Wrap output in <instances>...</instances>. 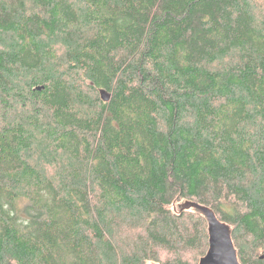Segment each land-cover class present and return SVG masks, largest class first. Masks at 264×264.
Masks as SVG:
<instances>
[{
  "label": "trees",
  "instance_id": "obj_1",
  "mask_svg": "<svg viewBox=\"0 0 264 264\" xmlns=\"http://www.w3.org/2000/svg\"><path fill=\"white\" fill-rule=\"evenodd\" d=\"M186 200L264 264V0H0V264H196Z\"/></svg>",
  "mask_w": 264,
  "mask_h": 264
},
{
  "label": "water",
  "instance_id": "obj_2",
  "mask_svg": "<svg viewBox=\"0 0 264 264\" xmlns=\"http://www.w3.org/2000/svg\"><path fill=\"white\" fill-rule=\"evenodd\" d=\"M40 89V87H37ZM103 100L110 98V93L99 91ZM195 209L202 214L207 222L208 247L196 264H241L233 243L231 228L225 221L219 219L213 209L194 201L186 200L180 204V209Z\"/></svg>",
  "mask_w": 264,
  "mask_h": 264
},
{
  "label": "rangeland",
  "instance_id": "obj_3",
  "mask_svg": "<svg viewBox=\"0 0 264 264\" xmlns=\"http://www.w3.org/2000/svg\"><path fill=\"white\" fill-rule=\"evenodd\" d=\"M184 201H180L179 204L177 203L175 206V210H178L180 208V204H182ZM199 251V250H198ZM193 255H197L196 257L199 256V252L197 253V249H194L192 252Z\"/></svg>",
  "mask_w": 264,
  "mask_h": 264
},
{
  "label": "bare ground",
  "instance_id": "obj_4",
  "mask_svg": "<svg viewBox=\"0 0 264 264\" xmlns=\"http://www.w3.org/2000/svg\"><path fill=\"white\" fill-rule=\"evenodd\" d=\"M179 204V203H178Z\"/></svg>",
  "mask_w": 264,
  "mask_h": 264
}]
</instances>
